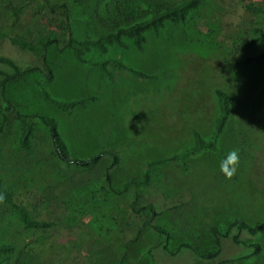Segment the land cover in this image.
I'll list each match as a JSON object with an SVG mask.
<instances>
[{"label":"rangeland","instance_id":"obj_1","mask_svg":"<svg viewBox=\"0 0 264 264\" xmlns=\"http://www.w3.org/2000/svg\"><path fill=\"white\" fill-rule=\"evenodd\" d=\"M180 1L49 3L70 2L72 34L86 39L143 19L158 4ZM2 33L0 55L23 69L39 68L9 82L5 97L20 112L52 116L71 156L112 149L119 162L109 170L111 180L106 177L109 158L89 168L67 165L38 119L31 148L25 149L20 145L24 123L15 111H7L0 133V183L13 189L16 204L52 226L25 227L0 196V244L15 247L0 264H264V230L252 235L230 227L236 217L250 224L264 218V56L248 60L264 53V0H201L185 21H168L157 34L148 33L141 50L126 38V47L93 48L86 54L90 60L116 57L147 78L117 72L109 79L98 66L52 45L47 60L53 77L47 79L43 63L11 38L40 43L56 33L67 39L63 8L54 13L38 1L0 0ZM0 70L13 72L2 62ZM42 88L62 101L95 98L61 109ZM218 89L228 93L231 104L219 144L238 151L236 172L231 177L223 173L216 153L208 150L184 163L154 166L148 185L127 186L130 178L143 175L150 160L192 147L196 131L211 138L220 112ZM2 120L0 113V125ZM138 195L135 208L153 204L154 222L171 234L167 247L146 224L152 213L132 207ZM214 227L220 231V247ZM251 243H259L261 251L248 257L254 251ZM182 244L219 249V254L202 259Z\"/></svg>","mask_w":264,"mask_h":264},{"label":"trees","instance_id":"obj_2","mask_svg":"<svg viewBox=\"0 0 264 264\" xmlns=\"http://www.w3.org/2000/svg\"><path fill=\"white\" fill-rule=\"evenodd\" d=\"M28 1L42 2L47 5L50 10L54 13L63 8L66 16L69 34L68 38L65 40H61L56 33L51 34L40 43H35L34 41H30L22 37L11 38L13 44L20 48L28 50L43 63L44 68L47 71L45 73V77L47 79H51L53 77V71L47 60V50L52 45L57 46V50L60 52H63L67 49L71 50L74 57L79 62L89 63L91 65L98 66L99 69L102 70L109 79H114L117 72H125L126 74H129L130 76L136 78H147L149 77V74L126 65L123 61L116 57H108L102 60H90L86 58V54L89 53L93 48H97L102 52H106L108 51L109 47L113 45L126 47V38L132 39L134 46L137 49L141 50L148 41V33L157 34L159 30L163 28L165 26V23L168 21H185L190 12L193 9L197 8L201 3V0H182L176 3H161L151 8L148 12V16L143 19L134 21L127 25H118L115 29L104 32L93 38L78 39L72 34L70 22V2H64L60 5H51L49 3V0ZM3 36H5L4 33L0 35V37ZM60 44L62 45L60 46ZM263 56L264 53L256 57L248 58V60H258ZM0 62L6 63L13 68V72L11 73H6L0 70V74H2V77L0 78V92L3 96V102L0 103V113H2L3 115V120L0 125V133L4 130V127L8 120L6 112L9 110L15 111L16 119L24 123V129L22 130L20 136V145L25 149H29L31 148V141L33 133L35 131V119H38L42 122L44 126L47 127L51 138L52 146L57 154V157L61 161H63L69 166L89 168L91 166H94L95 164H98L102 159L109 158L111 160V163L106 172V177L108 180H111L109 170L111 167H113L119 162V156L114 150L105 149L99 151L98 153L91 154L85 157L71 156L69 148L59 132L57 122L52 116L41 113L29 114L20 112L15 108L13 103L5 97L6 86L9 82L13 81L18 77L23 76L29 71L36 70L39 68L36 66H31L27 69H23L15 60L3 55H0ZM44 68H42L43 71ZM41 90L46 99L59 106L61 109H68L71 106H75L76 104L84 102L86 99L95 98L94 96H88L81 99L62 101L54 98L47 89L42 88ZM216 94L219 100L220 112L216 119L215 129L211 138L205 139L198 131H196L195 143L192 147L185 149L171 157L150 160L147 163V168L143 175L130 178L127 182V186L134 185L135 188H140L144 185H148L151 181V171L154 166L169 161L184 163L187 159L194 157L202 153L203 151L211 150L215 152L220 164L223 160L226 159L229 150L222 148L219 144V140L229 122L231 116V104L229 95L225 90L218 89L216 91ZM0 196L14 208L15 212L18 214L22 224L25 227L32 229H45L52 226V222L38 220L25 207L16 204L13 201V189L11 187L0 183ZM138 201L139 195L133 202L132 207L136 211L149 210L152 213V217L146 221V224L148 225V228L150 230L164 238V247H167L172 236L163 226L154 222V217L157 215L155 206L153 204H147L137 209L135 208V206ZM234 226H237L240 229H246L250 234L255 235L261 230H264V218L257 224H250L246 221L244 217H236L230 222V227ZM212 233L215 237L216 245L220 247L221 235L219 229L214 227L212 229ZM234 239L237 240V237H235ZM182 245L191 248L202 259H214L219 254V249L216 251H210L201 250L198 247L192 246L190 244ZM249 246L254 247V251L252 254L248 255V257L251 255H255L261 251V246L259 243H251L249 244ZM14 249L15 247L12 244H0V259L6 258L11 255Z\"/></svg>","mask_w":264,"mask_h":264},{"label":"clouds","instance_id":"obj_3","mask_svg":"<svg viewBox=\"0 0 264 264\" xmlns=\"http://www.w3.org/2000/svg\"><path fill=\"white\" fill-rule=\"evenodd\" d=\"M239 153L237 150H231L228 152L227 157L220 164L221 171L227 176L231 177L237 169L239 164Z\"/></svg>","mask_w":264,"mask_h":264}]
</instances>
